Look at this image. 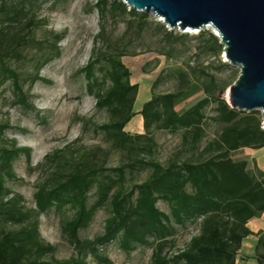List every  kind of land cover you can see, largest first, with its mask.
I'll return each mask as SVG.
<instances>
[{
    "label": "trees",
    "instance_id": "obj_1",
    "mask_svg": "<svg viewBox=\"0 0 264 264\" xmlns=\"http://www.w3.org/2000/svg\"><path fill=\"white\" fill-rule=\"evenodd\" d=\"M42 2L0 0V86L9 81L14 105L25 110L35 107L23 90L24 82L29 86L37 81L48 82L40 76V70L59 57L58 44L63 39V33L51 31L42 40L32 35L36 27L44 24V20L37 19ZM94 7L102 20L107 16L126 18L128 28L134 23L137 32L153 27L160 43L195 39L197 53L209 52L216 58L223 49L209 31L200 30L190 37L176 29L168 30L162 23L149 22L147 14L128 10L117 0H96ZM27 48L36 49L40 57L23 82L11 63L21 61ZM159 54L166 59L172 56L165 47ZM134 55L110 41L100 26L87 62L77 71L83 74L86 93L95 99L96 109L105 110L110 116L108 122L92 124L93 130L102 133L112 148L132 155L128 161L107 166L72 145L57 149L44 157L49 171L37 183L33 193L35 209L29 210L22 195L12 193L5 184L17 180L12 164L20 155L29 161L30 148L18 146L15 139L0 145V264H89L88 258L97 264H112L100 248L114 241L126 253L139 246L151 248V264L235 263L242 239L253 234L246 227L247 221L264 213V172L249 157L236 159L233 153L264 147L262 119L257 111H237L219 97V91L223 92L237 77L220 85L208 67H201L189 89L180 87L176 92L155 94L161 71L151 83L150 98L137 113L142 118L143 133L130 135L124 128L136 115L133 106L138 85L130 82V71L121 58ZM147 64L142 66L144 73L148 72ZM219 68H229V64L219 63ZM177 76L186 77L181 71ZM198 90L203 98L187 109H175L179 100ZM211 104L215 105L216 114L210 120L219 124L220 131L200 147L207 120L205 109ZM9 127L8 123L1 125L0 133ZM153 131L181 132V144L197 150L196 159L160 164L150 157L157 148ZM142 170L148 171L144 181L127 183V176ZM158 201L168 206L169 215L156 206ZM65 208L72 215L60 219V228L73 245L74 254L58 260L53 257L55 247L40 238L36 215L51 209L62 212ZM101 208L108 210L103 233L92 239L79 238V231L89 226ZM198 220L199 232L182 250L174 254L164 251L174 225ZM254 236L257 241L253 258L257 264H263L264 230Z\"/></svg>",
    "mask_w": 264,
    "mask_h": 264
},
{
    "label": "rangeland",
    "instance_id": "obj_2",
    "mask_svg": "<svg viewBox=\"0 0 264 264\" xmlns=\"http://www.w3.org/2000/svg\"><path fill=\"white\" fill-rule=\"evenodd\" d=\"M54 1L43 0L41 9L37 12V19L44 20V24L36 27L32 32L37 40L48 37L50 31L63 33V39L58 44L59 57L40 70V76L48 82L37 81L32 86L24 82L25 78L32 73L35 61L40 57L36 49L27 48L23 52L24 58L21 61L11 63V67L20 74L24 82L23 90L28 93L29 101L35 110H25L14 105L12 86L9 81L0 86V126L6 123L10 126L0 133V145L15 139L18 146L30 148L29 161L20 155L12 164L17 180L7 181L5 185L12 193L22 195L23 204L29 210L35 209L33 193L37 183L41 182L49 171L45 168V155L57 149H64L66 145H72L73 149L87 151L93 160H102L107 166H116L132 157L112 148L102 133L93 130L92 124L108 122L110 116L105 110L96 109L95 99L86 93L83 74L77 73L90 56L94 38L100 26L104 27L110 41L119 43L120 47L126 51L136 53L134 56L121 58L130 71V82L138 85L133 106L136 115L124 128V131L130 135L143 133L142 118L137 113L141 105L150 98L151 83L161 71H163L162 78L154 89L155 94L176 92L180 87L189 89L190 84L195 83V78L198 77L197 71L201 67H208V71L215 75L220 85H227L232 78L238 76V69L235 67L219 68V63H227L223 57V49L216 58L209 52L197 53L199 46L195 39L179 40L170 44L160 43L157 31L151 26L145 27L142 32H137L134 23L132 28H128L126 18L111 19L107 16L102 20L94 7L96 0H63L59 3ZM148 16L149 22L161 23L159 18ZM202 30L211 32L207 27ZM198 32L180 33L193 37ZM162 47L171 52V58L166 59L159 54ZM146 63H148V72L144 73L142 66ZM187 64L195 70V75ZM178 71L183 72L186 77L180 79L177 76ZM227 89L223 92L219 91L218 94L226 101H228ZM203 97L204 94L201 91H195L187 98L179 100L175 109H187ZM214 107L215 105L211 104L205 109L207 120L200 147L208 140L215 138L220 131L219 124L210 120L216 114ZM255 111L261 117L260 111ZM152 135L157 148L150 157L160 164L165 166L170 160L196 159L198 151H192L188 146L181 144V132L172 134L166 131H153ZM248 153L249 149H241L234 152L233 157L247 158ZM141 155L146 159L150 158L144 153ZM147 176V170L139 171L127 176V183L142 182ZM92 201L91 197L89 202ZM156 206L169 215L168 206L164 202L158 201ZM71 215L72 211L69 208H65L62 212L51 209L36 215L40 238L44 243L55 247L53 257L58 260L66 259L74 254L73 245L60 228V219ZM107 217V208L99 209L89 226L79 231V238L92 239L102 234ZM198 232L199 220L186 223L184 226L174 225V233L166 242L164 251L171 254L177 253ZM100 251L110 259L112 264H151V248L149 247L139 246L126 253L119 248L117 241H114L100 248ZM88 261L89 264H97L90 258Z\"/></svg>",
    "mask_w": 264,
    "mask_h": 264
},
{
    "label": "water",
    "instance_id": "obj_3",
    "mask_svg": "<svg viewBox=\"0 0 264 264\" xmlns=\"http://www.w3.org/2000/svg\"><path fill=\"white\" fill-rule=\"evenodd\" d=\"M117 1L161 18L169 30L197 32L211 26L225 61L238 69L227 89L229 107L246 113L259 110L264 129V0Z\"/></svg>",
    "mask_w": 264,
    "mask_h": 264
},
{
    "label": "crops",
    "instance_id": "obj_4",
    "mask_svg": "<svg viewBox=\"0 0 264 264\" xmlns=\"http://www.w3.org/2000/svg\"><path fill=\"white\" fill-rule=\"evenodd\" d=\"M247 156L255 162L256 167L259 170L264 172V147L259 149H249ZM246 227L253 234L242 239L234 264H257L253 258L254 248L257 241L254 234L264 230V213H262L259 217L249 219L246 223Z\"/></svg>",
    "mask_w": 264,
    "mask_h": 264
},
{
    "label": "bare ground",
    "instance_id": "obj_5",
    "mask_svg": "<svg viewBox=\"0 0 264 264\" xmlns=\"http://www.w3.org/2000/svg\"><path fill=\"white\" fill-rule=\"evenodd\" d=\"M159 20L161 21V18H159ZM207 28H210L211 32L214 34V35H217L216 31L211 27V26H206ZM188 32V31H186ZM191 32V31H190ZM141 98V97H140Z\"/></svg>",
    "mask_w": 264,
    "mask_h": 264
}]
</instances>
